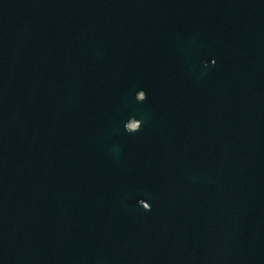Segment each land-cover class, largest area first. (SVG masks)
<instances>
[{
  "label": "water",
  "instance_id": "95a60500",
  "mask_svg": "<svg viewBox=\"0 0 264 264\" xmlns=\"http://www.w3.org/2000/svg\"><path fill=\"white\" fill-rule=\"evenodd\" d=\"M0 264H264V0H0Z\"/></svg>",
  "mask_w": 264,
  "mask_h": 264
}]
</instances>
